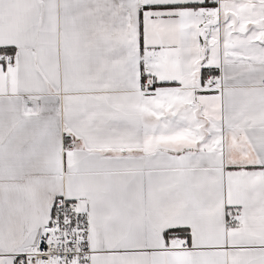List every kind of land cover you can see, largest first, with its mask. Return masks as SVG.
Here are the masks:
<instances>
[{
	"label": "snow or ice",
	"instance_id": "snow-or-ice-1",
	"mask_svg": "<svg viewBox=\"0 0 264 264\" xmlns=\"http://www.w3.org/2000/svg\"><path fill=\"white\" fill-rule=\"evenodd\" d=\"M0 264H264V0H0Z\"/></svg>",
	"mask_w": 264,
	"mask_h": 264
}]
</instances>
